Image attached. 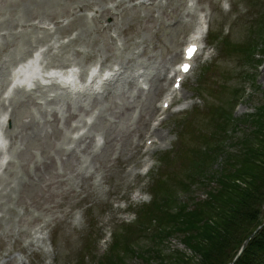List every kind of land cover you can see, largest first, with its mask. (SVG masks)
<instances>
[{
    "label": "rangeland",
    "instance_id": "obj_1",
    "mask_svg": "<svg viewBox=\"0 0 264 264\" xmlns=\"http://www.w3.org/2000/svg\"><path fill=\"white\" fill-rule=\"evenodd\" d=\"M200 15L209 26L202 54L173 113L155 126L162 137L149 139L158 113L147 109L161 100L153 92L171 85L169 71ZM260 30L264 0H0V115L12 97L8 163L0 172V264H97L112 233L151 201L156 182L166 179L185 200L175 184L186 172L184 158L213 129V110L238 120L264 98ZM244 44L257 45L249 59L228 52ZM41 47L45 70L74 68L84 78L97 64L120 75L77 92L47 85L8 93L13 70ZM131 229L129 236L123 229L127 241L154 246L147 230ZM161 249L189 256L179 236ZM128 264L142 263L132 257Z\"/></svg>",
    "mask_w": 264,
    "mask_h": 264
},
{
    "label": "trees",
    "instance_id": "obj_2",
    "mask_svg": "<svg viewBox=\"0 0 264 264\" xmlns=\"http://www.w3.org/2000/svg\"><path fill=\"white\" fill-rule=\"evenodd\" d=\"M260 33L264 35V30ZM256 47L228 45V52L249 59ZM229 111L213 110V129L202 134V146L184 158L186 172L175 187L187 193L186 199L180 202L176 190L164 184L166 179L156 182L151 201L139 209L132 224L112 233L111 244L97 264H128L132 257L142 264H264V226L256 231L264 221V98L241 119H233ZM236 131L239 134L233 138ZM218 159L222 164L213 170ZM195 189L204 192L203 198L191 196ZM134 226L147 230L154 246L143 249L128 242L123 229L129 236ZM174 235L199 260L179 250L165 255L162 244Z\"/></svg>",
    "mask_w": 264,
    "mask_h": 264
},
{
    "label": "bare ground",
    "instance_id": "obj_3",
    "mask_svg": "<svg viewBox=\"0 0 264 264\" xmlns=\"http://www.w3.org/2000/svg\"><path fill=\"white\" fill-rule=\"evenodd\" d=\"M46 1H47V0H46ZM46 3H47V2H45L44 5H48V4H46ZM42 6H43V5H42ZM27 11H28V10H27ZM203 34H204L203 24H200L198 27H196L194 34L191 36V39H197V43L199 44V43H200V39L203 38ZM25 71H27V72H26L27 75H32V74H34V71H33L32 69L29 68V69H27V70H22V69H20V70L17 72L16 75H19V74H21V73H23V72H25ZM115 72H117V71H113V69H111L109 74L114 73V75H115V74H116ZM16 75H15V76H16ZM18 78L20 79V76H19ZM62 80L65 81V82L71 83V84H75V79H74V75H73V74H71L70 76L63 75V76H62ZM182 87H183V85L180 86L179 90L182 89ZM179 90H178V91H179ZM159 91H160V87L158 86V87L154 90V92H153L154 96H155L156 94H158ZM178 91H173V90L170 91L171 93H169V96H170L169 99H168V98L164 99L163 103H165V102H170L171 99H173V97L177 95ZM147 111H150L149 113H150L152 116L155 114V109L152 110V112H151V110H149V109H147ZM5 121H9V117H8V116H4V117L1 119V121H0V126L3 125V122H5ZM149 137H150V138H158V137L161 138L162 135L156 130V128H154L153 131L149 133ZM143 138H144V137L141 135V139H143ZM153 142H154V141H153ZM87 148H88V147H87Z\"/></svg>",
    "mask_w": 264,
    "mask_h": 264
},
{
    "label": "water",
    "instance_id": "obj_4",
    "mask_svg": "<svg viewBox=\"0 0 264 264\" xmlns=\"http://www.w3.org/2000/svg\"><path fill=\"white\" fill-rule=\"evenodd\" d=\"M249 239H250V237L243 243V245H242V247H241V250H240V252H239V254L241 253V251L246 247V245H247V242L249 241ZM238 254V255H239ZM237 255V256H238Z\"/></svg>",
    "mask_w": 264,
    "mask_h": 264
},
{
    "label": "snow or ice",
    "instance_id": "obj_5",
    "mask_svg": "<svg viewBox=\"0 0 264 264\" xmlns=\"http://www.w3.org/2000/svg\"><path fill=\"white\" fill-rule=\"evenodd\" d=\"M184 71H187V66L184 67Z\"/></svg>",
    "mask_w": 264,
    "mask_h": 264
}]
</instances>
